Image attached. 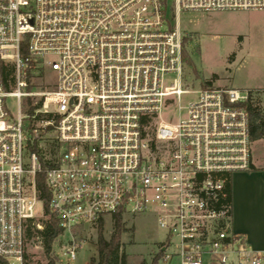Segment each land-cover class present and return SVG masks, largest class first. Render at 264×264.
I'll return each instance as SVG.
<instances>
[{
  "label": "built area",
  "instance_id": "obj_1",
  "mask_svg": "<svg viewBox=\"0 0 264 264\" xmlns=\"http://www.w3.org/2000/svg\"><path fill=\"white\" fill-rule=\"evenodd\" d=\"M249 9L264 0H0V258L44 253L53 216L50 256L73 264L77 232L150 213L162 264H264L225 202L252 166L248 92L182 79L180 14Z\"/></svg>",
  "mask_w": 264,
  "mask_h": 264
},
{
  "label": "rangeland",
  "instance_id": "obj_2",
  "mask_svg": "<svg viewBox=\"0 0 264 264\" xmlns=\"http://www.w3.org/2000/svg\"><path fill=\"white\" fill-rule=\"evenodd\" d=\"M179 19L189 37L182 62L184 88L261 90L260 103L264 106V10L184 11ZM173 77L166 76L167 85ZM194 97L183 95L182 105ZM8 106L15 108L12 100ZM180 115H184V112ZM162 116H171L173 121L179 117L176 108L163 110ZM252 158L264 167V140L252 142ZM123 220L125 226L133 227L122 237L126 264H149L159 249V242L167 237L166 230L157 225L150 213L126 215ZM103 224V234L108 238L111 222ZM77 236L80 247L73 264H88L90 257L97 256V227L87 226L77 232ZM47 261L43 251L32 245L28 248L29 264H46Z\"/></svg>",
  "mask_w": 264,
  "mask_h": 264
},
{
  "label": "trees",
  "instance_id": "obj_3",
  "mask_svg": "<svg viewBox=\"0 0 264 264\" xmlns=\"http://www.w3.org/2000/svg\"><path fill=\"white\" fill-rule=\"evenodd\" d=\"M188 39V36L183 38L182 60L185 59L186 56L185 48ZM247 92L248 100L244 106L248 110L250 116L249 138L252 142L264 140V106H261V100L259 96L261 90L250 89L247 90ZM251 169H256L253 164ZM259 169H264V167ZM36 188L39 198L46 206L49 199V191L46 186L44 171H41L36 175ZM226 189L228 190L229 194L226 197L225 202L231 203L230 184L226 185ZM103 225V222H100L97 226V256L90 257L88 264H126L127 260L126 254L123 250L122 237L126 232L132 231L133 227L125 226V221L123 220V217L120 213H115L112 216L111 233L108 238H106L103 234ZM40 233L42 236L44 254L48 259L46 264H54V260L50 256V252L53 248L55 239L61 233V229L57 226L53 216L45 223V226ZM162 255V250L159 248L153 255L149 264H160ZM0 264H7V262L0 258ZM24 264L29 263L24 262Z\"/></svg>",
  "mask_w": 264,
  "mask_h": 264
},
{
  "label": "crops",
  "instance_id": "obj_4",
  "mask_svg": "<svg viewBox=\"0 0 264 264\" xmlns=\"http://www.w3.org/2000/svg\"><path fill=\"white\" fill-rule=\"evenodd\" d=\"M252 164L256 169L231 176L232 227L254 250H264V169L253 158Z\"/></svg>",
  "mask_w": 264,
  "mask_h": 264
}]
</instances>
